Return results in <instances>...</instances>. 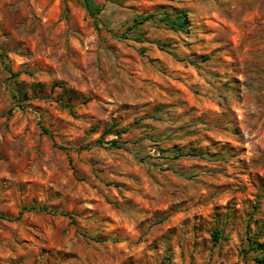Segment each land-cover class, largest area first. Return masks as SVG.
I'll use <instances>...</instances> for the list:
<instances>
[{
  "label": "rangeland",
  "instance_id": "rangeland-1",
  "mask_svg": "<svg viewBox=\"0 0 264 264\" xmlns=\"http://www.w3.org/2000/svg\"><path fill=\"white\" fill-rule=\"evenodd\" d=\"M91 1L0 0V264H256L264 0Z\"/></svg>",
  "mask_w": 264,
  "mask_h": 264
},
{
  "label": "trees",
  "instance_id": "trees-1",
  "mask_svg": "<svg viewBox=\"0 0 264 264\" xmlns=\"http://www.w3.org/2000/svg\"><path fill=\"white\" fill-rule=\"evenodd\" d=\"M80 1L83 4V6L85 7V9L87 10L88 14L92 17H95V15H97L101 11V9L98 8L97 6H95L91 0H80ZM154 19H156L154 15H149V16H145V17H136L134 19V23H135V25H142V24L149 22L151 20H154ZM158 21L165 24L170 30H172L174 32H178V31L184 32L187 28V25H188V19L184 13H177L173 17L170 14L165 13ZM56 86H58L63 91V94L60 97L59 105L63 106L62 108H65V109L69 110L70 112H72L74 105H72L71 102L75 101V100L81 101L82 98L75 95V93L72 90H68L63 85H56ZM85 102L86 101H83L81 103L85 104ZM107 134H114V135L119 136L121 133L109 131ZM112 144H116V143L112 142ZM187 156H199V154L188 153V152L179 153L178 155L175 156V158L187 157ZM39 211H46V209L42 208V209H39ZM212 238L214 239V241L216 243L219 242L220 233L218 231H214L212 233ZM263 249H264V244L260 245L259 248L256 249L255 251L261 252V251H263ZM256 264H264V256L261 257L260 259H257Z\"/></svg>",
  "mask_w": 264,
  "mask_h": 264
}]
</instances>
